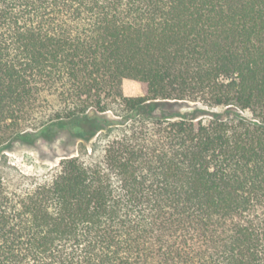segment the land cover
I'll list each match as a JSON object with an SVG mask.
<instances>
[{
	"label": "trees",
	"instance_id": "obj_1",
	"mask_svg": "<svg viewBox=\"0 0 264 264\" xmlns=\"http://www.w3.org/2000/svg\"><path fill=\"white\" fill-rule=\"evenodd\" d=\"M104 131L0 171V264H264V0H0V164Z\"/></svg>",
	"mask_w": 264,
	"mask_h": 264
},
{
	"label": "rangeland",
	"instance_id": "obj_2",
	"mask_svg": "<svg viewBox=\"0 0 264 264\" xmlns=\"http://www.w3.org/2000/svg\"><path fill=\"white\" fill-rule=\"evenodd\" d=\"M122 88L127 96L144 94L141 84L134 79H124ZM213 110L221 111L223 108L217 107ZM244 113L250 115L249 111ZM107 139L108 134L104 131L88 143L73 141L63 134L53 142L40 140L32 145H17L7 153L6 162L0 164V171L12 183L26 186L50 176L58 168L60 161L68 155H81L88 159L100 157Z\"/></svg>",
	"mask_w": 264,
	"mask_h": 264
}]
</instances>
